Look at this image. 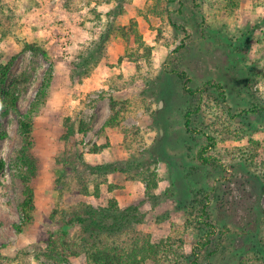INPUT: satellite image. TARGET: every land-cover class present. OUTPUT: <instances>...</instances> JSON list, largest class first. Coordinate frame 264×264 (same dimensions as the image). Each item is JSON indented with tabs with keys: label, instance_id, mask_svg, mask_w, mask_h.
Listing matches in <instances>:
<instances>
[{
	"label": "rangeland",
	"instance_id": "374dc122",
	"mask_svg": "<svg viewBox=\"0 0 264 264\" xmlns=\"http://www.w3.org/2000/svg\"><path fill=\"white\" fill-rule=\"evenodd\" d=\"M132 23L143 43L122 36ZM8 64L1 90L31 120L37 177L19 232L24 135L1 95L0 264H88L82 228L64 236L63 222L110 200L136 207L131 229L155 242L182 238L190 254L209 230L207 195L220 224L219 247L208 248L219 249L214 264L262 256L254 219L264 209L255 175L264 172V0H0V65ZM180 73L199 92L188 93ZM204 147L215 163L204 164ZM224 194L258 198L257 210L229 226L216 217Z\"/></svg>",
	"mask_w": 264,
	"mask_h": 264
},
{
	"label": "trees",
	"instance_id": "16d2710c",
	"mask_svg": "<svg viewBox=\"0 0 264 264\" xmlns=\"http://www.w3.org/2000/svg\"><path fill=\"white\" fill-rule=\"evenodd\" d=\"M121 31L122 36L127 39L129 45L130 42L135 43L139 40L142 41L138 29L133 23L130 28L128 26L123 27ZM146 51L150 54L149 47H146ZM9 66V64L4 66L0 65V97L3 95L5 100L11 106L17 108V111L20 114V128L24 135L25 149L19 156V163L21 167L24 165L28 167L27 170L20 174L24 183L25 199L20 205L21 221L14 224L17 231L24 232L29 227V221L31 220V215L35 209L36 192L31 185V182L33 178L37 177V174L35 173L36 162L28 154V151L33 144V126L30 118L23 116L18 110L17 97H14V94L9 90H1L2 82L8 73ZM179 75L183 78L186 77L184 87L188 93L195 94L196 92H199L201 88L193 90L188 85L190 78H188L185 73H180ZM51 79L52 72L50 71L49 76L44 82V88L41 90L42 96L46 94ZM33 103L35 105L33 106V111H35L38 106L35 102ZM262 109L264 111V108ZM113 121V117L110 116L106 122V126L112 125ZM187 125L189 129H191L190 119L187 120ZM209 137L210 139L212 138L211 140L215 139L212 136ZM253 143L255 142L253 141ZM212 145L214 146V143ZM210 147H204L201 151V159L204 164L215 163L217 160L214 156L208 153ZM245 160L248 161L246 158ZM235 161L236 160H233L232 163L235 164ZM254 163L256 166L255 168L259 169V163L253 160L251 165H254ZM262 167L264 169V164ZM100 168H103V166H100ZM256 173L257 174L255 175L264 182V172L260 170ZM152 182V185L156 186L155 179ZM245 188L250 193L246 186ZM226 196L227 195L224 194L221 198L222 206L219 208L220 215L217 213L216 217H222V221H226V223L228 221L230 224L229 226L236 222L240 224V221L245 214L250 216L257 210V208L254 207V204H259L258 198L255 199L251 196H234L226 198ZM205 199L206 202L203 201L202 203V215L206 214L205 224L209 227V230L203 234L201 231L198 233V243L193 246L192 253L190 254H187L186 251H184L185 242L182 238L169 236L155 242L152 240L149 233L131 229V213L136 211V207L132 206L126 209H120L115 200H110L109 206L106 207L95 208L94 206H90L86 209L85 215L82 213L74 214L71 218L63 222L62 231L65 236L68 234V230L73 226L79 225L82 228L79 245L87 254L88 264H147L148 261H152L154 264H205V261H207V264H214L211 256L217 253L219 249L210 251L208 248L211 245L217 244L214 236L217 235V229H220V224L218 220H215V217L213 219V215L209 211V206L211 204V201L209 200L210 195H207ZM248 201L249 203H247ZM259 212L260 214L254 220H257L258 225L264 228V209H262V211L261 209L258 210V213ZM109 220L111 222H109ZM226 223L224 225H226ZM262 236L264 238V233ZM260 241L261 246L259 254L262 256L255 255L249 264H264V240L261 238V235ZM218 247L219 244H217V248ZM204 250H207L205 254L202 252ZM243 262L244 261L239 262V264H244Z\"/></svg>",
	"mask_w": 264,
	"mask_h": 264
},
{
	"label": "bare ground",
	"instance_id": "6f19581e",
	"mask_svg": "<svg viewBox=\"0 0 264 264\" xmlns=\"http://www.w3.org/2000/svg\"><path fill=\"white\" fill-rule=\"evenodd\" d=\"M23 102V101H22Z\"/></svg>",
	"mask_w": 264,
	"mask_h": 264
}]
</instances>
